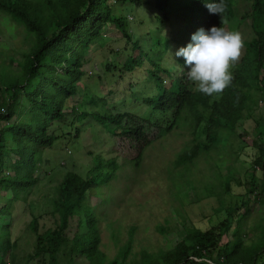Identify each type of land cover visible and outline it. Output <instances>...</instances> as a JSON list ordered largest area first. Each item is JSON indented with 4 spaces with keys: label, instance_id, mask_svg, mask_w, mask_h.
Instances as JSON below:
<instances>
[{
    "label": "rangeland",
    "instance_id": "obj_1",
    "mask_svg": "<svg viewBox=\"0 0 264 264\" xmlns=\"http://www.w3.org/2000/svg\"><path fill=\"white\" fill-rule=\"evenodd\" d=\"M33 1L42 8L40 0ZM109 5H115L111 12L114 21L104 24L101 34L85 51L86 73L69 102L75 111L87 113L86 116L75 120L73 127L58 123L48 128L49 132L54 129L59 137L43 150L34 170L36 182L19 192L9 214L0 215V224L7 225L9 239L6 252L0 251V260L7 264H47L46 252L38 248L37 235L49 247V237L54 235L57 222L54 203L64 176L73 172L84 177L94 155L113 156L111 134L94 120L92 113L101 111L98 98L105 96L109 88L114 90L111 100H121L126 95L130 98L132 94L123 90L128 75L111 69L114 64L119 67L123 58L118 49L127 47L121 32L135 31L132 40L145 47L150 42V36L145 34L151 32L152 24L159 23L152 17L149 0H133L130 4L109 0ZM232 11L233 15L221 23L225 30L241 34L243 46L239 58L230 67L231 74L250 64L248 59L241 61V58L245 42L253 36L251 0H232ZM176 26L174 23V39L178 33ZM32 39L30 31L0 13V82L19 75V62ZM150 57L159 59L157 55ZM168 62L165 60L164 64ZM181 66L185 76L184 64ZM163 82L167 86L169 79L163 77ZM141 86L139 83L136 87L139 92ZM242 91L245 106L239 120L232 129H217V142L207 140L209 111L201 110L204 120L198 127L194 128L192 120H182L146 149L137 170H119L107 186L102 185L108 202L102 203L93 194L88 196L87 204L95 217L91 224L97 238L96 256L101 263L117 259L122 264H144L148 259L151 264H163L165 253L176 241L181 239L189 244L198 232L213 236L224 231L221 243L237 239L247 251L264 244V177L256 162L259 148L264 144L262 72L243 86ZM116 105L123 107L120 103ZM126 107L131 110L134 106ZM141 110L149 116L150 108L143 105ZM204 144H210V148L200 150L191 161L181 159L193 146ZM11 145L7 136L6 146ZM232 208L237 209L238 220L233 219L226 227ZM76 229L77 216H74L65 230L66 240L56 254L57 264H88L87 258L72 248ZM86 230L81 215L78 232ZM220 253V248L214 249L213 259L218 260Z\"/></svg>",
    "mask_w": 264,
    "mask_h": 264
},
{
    "label": "trees",
    "instance_id": "obj_2",
    "mask_svg": "<svg viewBox=\"0 0 264 264\" xmlns=\"http://www.w3.org/2000/svg\"><path fill=\"white\" fill-rule=\"evenodd\" d=\"M0 0V13L21 24L32 33L30 47L19 62L20 73L0 82V215L9 214L10 207L18 194L36 182L35 166L44 149L53 145L58 135L54 124L73 127L75 120L87 113L75 111L69 106L70 98L77 94L78 82L85 75V51L101 34L104 24L111 23L115 5L109 0ZM133 0H114V2ZM153 9L150 42L138 45L132 36L136 33L121 32L127 47L118 49L123 56L119 67L111 69L127 74L123 90L131 92L130 98L113 99V89L105 96H99L101 111L92 113L94 120L111 134L113 156L104 158L94 155L85 176L67 173L59 185L54 209L56 226L46 240L37 235L38 248L47 254V264H57L56 254L66 240L65 230L70 220L77 216V229L72 238V248L84 255L88 264H103L96 256L97 238L93 233L95 217L87 204L93 194L106 203L102 185L117 177L119 170H137L144 153L155 141L168 134L182 120L193 121L194 128L204 120L201 110H208L206 138L210 143L218 141L216 130L232 129L239 120L245 106L243 86L262 72L264 84V0H251L253 36L245 42L244 56L250 61L249 69L242 65L232 74L230 84L219 94L204 95L194 84L182 76V57H172L178 47L189 42L190 34L197 28L207 30L210 26H222L223 19L233 15L232 0H224L223 14L209 13L203 0H149ZM174 23L178 33L173 38ZM180 24H183L181 27ZM179 27V30H178ZM155 33L156 35L152 34ZM138 52L139 54H129ZM152 52V54L150 53ZM157 55L159 59L150 56ZM168 60V64L164 61ZM252 66V68H251ZM121 68V69H120ZM163 77L169 79L164 85ZM139 83L141 91L137 90ZM29 87V89L27 88ZM242 87V88H241ZM116 98V97H114ZM122 104L119 108L116 104ZM127 105L134 107L128 109ZM150 108L149 116L143 115L141 107ZM75 111V112H74ZM73 115V116H72ZM70 116V117H68ZM264 128V123H263ZM75 134L78 127H75ZM9 136L11 146H6ZM210 144L193 146L181 159L191 161L200 150H208ZM264 146V144H263ZM259 148L256 160L264 177V147ZM117 160H120L118 163ZM8 193V195L6 194ZM81 215L84 217V233L78 232ZM237 221V209L232 208L227 216V226ZM34 230L36 227H33ZM225 232L211 236L198 232L189 244L179 239L173 248L165 253L163 264H264V244L250 251L241 248L240 240H226ZM7 225L0 224V251L9 247ZM220 248L218 260L213 259L214 249ZM144 264H151L144 260ZM0 264H7L0 260ZM108 264H122L113 259Z\"/></svg>",
    "mask_w": 264,
    "mask_h": 264
},
{
    "label": "clouds",
    "instance_id": "obj_3",
    "mask_svg": "<svg viewBox=\"0 0 264 264\" xmlns=\"http://www.w3.org/2000/svg\"><path fill=\"white\" fill-rule=\"evenodd\" d=\"M209 13L220 16L225 10L224 0H203ZM243 46L238 31L210 26L197 28L189 42L178 47L172 57H182L187 79L204 95L219 94L231 82L230 67L240 56Z\"/></svg>",
    "mask_w": 264,
    "mask_h": 264
}]
</instances>
